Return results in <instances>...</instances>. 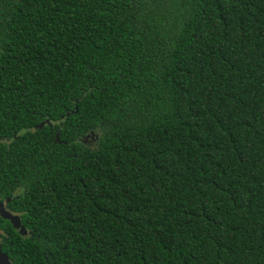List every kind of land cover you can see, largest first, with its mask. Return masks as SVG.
<instances>
[{
	"label": "trees",
	"instance_id": "1",
	"mask_svg": "<svg viewBox=\"0 0 264 264\" xmlns=\"http://www.w3.org/2000/svg\"><path fill=\"white\" fill-rule=\"evenodd\" d=\"M0 138L13 264H264V0H0Z\"/></svg>",
	"mask_w": 264,
	"mask_h": 264
},
{
	"label": "water",
	"instance_id": "2",
	"mask_svg": "<svg viewBox=\"0 0 264 264\" xmlns=\"http://www.w3.org/2000/svg\"><path fill=\"white\" fill-rule=\"evenodd\" d=\"M0 218L12 223L13 227L19 231L21 235H27V231L22 224L21 218L18 215L6 210L4 204L0 201ZM0 264H13L8 255L2 250V232L0 229Z\"/></svg>",
	"mask_w": 264,
	"mask_h": 264
},
{
	"label": "flooded vegetation",
	"instance_id": "3",
	"mask_svg": "<svg viewBox=\"0 0 264 264\" xmlns=\"http://www.w3.org/2000/svg\"><path fill=\"white\" fill-rule=\"evenodd\" d=\"M24 134H27L28 133V131H24L23 132ZM23 133L22 132H20V135H23ZM60 134V133H59ZM58 136V135H57ZM16 137V136H15ZM0 143L2 144V143H9V139L8 138H5V139H1L0 138ZM6 208V207H5ZM6 210H8V209H6ZM9 211V210H8ZM1 219V218H0Z\"/></svg>",
	"mask_w": 264,
	"mask_h": 264
}]
</instances>
